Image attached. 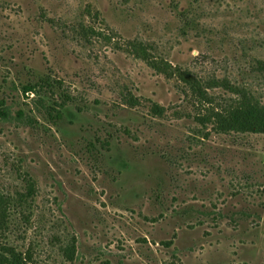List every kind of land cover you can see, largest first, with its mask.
Returning <instances> with one entry per match:
<instances>
[{"label": "rangeland", "instance_id": "rangeland-1", "mask_svg": "<svg viewBox=\"0 0 264 264\" xmlns=\"http://www.w3.org/2000/svg\"><path fill=\"white\" fill-rule=\"evenodd\" d=\"M256 104L264 0H0V245L264 264V121L236 114Z\"/></svg>", "mask_w": 264, "mask_h": 264}, {"label": "trees", "instance_id": "trees-1", "mask_svg": "<svg viewBox=\"0 0 264 264\" xmlns=\"http://www.w3.org/2000/svg\"><path fill=\"white\" fill-rule=\"evenodd\" d=\"M45 83V81H44ZM50 85V84H47ZM204 95L207 96V92H204ZM244 99H242V103L244 104L246 101H249V96H243ZM203 102H207L205 99H203ZM210 102L206 103L207 105ZM214 105V104H213ZM213 105L211 107H213ZM49 116L52 117L54 120L56 119H62V112L59 110H56L55 108L49 107L48 108ZM213 112L209 114L211 116L210 120L216 116L218 110L216 108H212ZM54 111V114L52 112ZM245 110L237 111L236 114L238 116H241L242 114V120H246L248 118V115H250L252 118H255L259 124L263 125V123L260 120L264 121V106L256 104L255 106L252 107V112L248 111V113H244ZM260 120H259V119ZM8 206L6 202L0 201V236L5 235L6 231L9 230L10 228V215L11 213H8ZM65 253V254H64ZM63 255L67 258H69V255L73 257L74 255V249H73V244L65 246V250L63 252ZM0 264H28V261L26 258L23 257L22 254L17 252L15 248H13L12 245L10 244H1L0 245Z\"/></svg>", "mask_w": 264, "mask_h": 264}]
</instances>
